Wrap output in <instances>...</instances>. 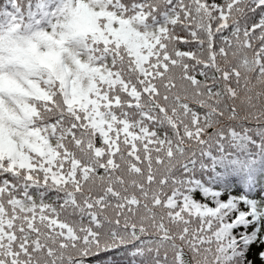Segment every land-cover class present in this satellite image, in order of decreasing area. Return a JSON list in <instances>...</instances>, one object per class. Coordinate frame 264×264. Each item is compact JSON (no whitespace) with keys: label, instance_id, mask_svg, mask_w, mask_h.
<instances>
[{"label":"snow or ice","instance_id":"obj_1","mask_svg":"<svg viewBox=\"0 0 264 264\" xmlns=\"http://www.w3.org/2000/svg\"><path fill=\"white\" fill-rule=\"evenodd\" d=\"M0 264H264V0H3Z\"/></svg>","mask_w":264,"mask_h":264},{"label":"rangeland","instance_id":"obj_2","mask_svg":"<svg viewBox=\"0 0 264 264\" xmlns=\"http://www.w3.org/2000/svg\"><path fill=\"white\" fill-rule=\"evenodd\" d=\"M1 3H3V0H1Z\"/></svg>","mask_w":264,"mask_h":264},{"label":"trees","instance_id":"obj_3","mask_svg":"<svg viewBox=\"0 0 264 264\" xmlns=\"http://www.w3.org/2000/svg\"><path fill=\"white\" fill-rule=\"evenodd\" d=\"M0 4H2V3H1V0H0Z\"/></svg>","mask_w":264,"mask_h":264}]
</instances>
